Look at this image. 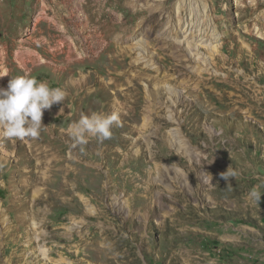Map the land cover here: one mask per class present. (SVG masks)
<instances>
[{"label": "rangeland", "instance_id": "obj_1", "mask_svg": "<svg viewBox=\"0 0 264 264\" xmlns=\"http://www.w3.org/2000/svg\"><path fill=\"white\" fill-rule=\"evenodd\" d=\"M196 1L218 34L199 59L175 36L174 0H0V87L26 75L15 54L27 48L45 59L28 76L67 92L38 138L0 134V264H264V195L248 197L264 192L258 0ZM81 111L120 126L73 147ZM229 166L239 175L225 181Z\"/></svg>", "mask_w": 264, "mask_h": 264}, {"label": "clouds", "instance_id": "obj_2", "mask_svg": "<svg viewBox=\"0 0 264 264\" xmlns=\"http://www.w3.org/2000/svg\"><path fill=\"white\" fill-rule=\"evenodd\" d=\"M67 92L61 87H51L47 82L35 77L20 75L11 77L7 87H0V134L8 139H36L46 126L42 123L44 110L64 102ZM63 108L60 109V113ZM120 115L92 112L82 114L78 121L68 128L74 141L73 147L88 143V137H96L100 142L111 139L112 128L120 126ZM220 178L229 181L239 173L231 166L221 172ZM264 192L261 186H254L248 197L259 205Z\"/></svg>", "mask_w": 264, "mask_h": 264}, {"label": "bare ground", "instance_id": "obj_3", "mask_svg": "<svg viewBox=\"0 0 264 264\" xmlns=\"http://www.w3.org/2000/svg\"><path fill=\"white\" fill-rule=\"evenodd\" d=\"M261 4H262L263 8L258 10V7ZM183 10L186 11V13H185L186 14V17L182 14L183 13ZM173 12L175 13V14L172 13V16L175 17V19H174L175 20L174 21V24L176 25V31H175L176 34H175V36L176 37L178 36L180 38L179 39V43L180 42H182V44L185 43L186 48L190 52L191 56L193 55V57H196V59H199V56L200 55H199V50H198V42H200L201 44H205V45L209 46L210 45V42H211L210 40H212L213 37L214 38L215 37L216 38L218 37V34L215 31L214 25H212L209 22V15H208V12H207V5L203 1L202 2H199L198 1L197 2L196 0H174V3H173ZM253 13H256V15H255L256 16V21H257V23L259 25V26H257V27L254 28L255 29V32H256L257 36H259V37H261V38L264 39V0H258L257 5L253 8ZM168 22H169V20H168ZM165 30H166L165 33H167L169 35L171 33L173 34V32H171V31H173L172 27L171 28H167L166 27ZM205 30H208L210 32V39L207 38V37H204V35L202 34V32H204ZM143 36H144L143 35V32L141 31V32H139V34H137V36H133L132 37V40H135V42L139 43L141 46H144ZM63 43H64L63 40H60L58 42V44H54V45L52 44L53 46H50L51 47L50 49H53L54 50V48H56L57 46H59L57 48V50L58 51H62V49H63L62 48ZM215 47L216 46L212 47L213 48V51H217V48H215ZM244 47L245 46H242V49L241 50H243L245 52L247 50ZM250 51H252V49H250L248 52H250ZM50 52H51V50H50ZM71 54H72V52H71ZM71 54H69L68 57L66 59H64V62L65 63L71 57H73V56H71ZM15 56H16V59L18 60L19 65L22 68L27 69L26 75H29L31 73V69L28 68V64H31L32 65L35 62H40L41 63V62L45 61V59H44L43 56H41L40 54L38 55L37 53L31 52L30 50H27V48L21 50L18 53H16ZM77 57H82V56H77ZM200 58L202 60H205V57L204 56H202ZM51 59H52L53 62H57L56 59H55V56L53 58H51ZM143 59L145 60V63L147 65H152L153 64V61H152L151 57L150 56H147V54L145 55L143 53ZM112 60L113 59H111L110 63H112ZM196 62H197L198 65H200L201 67H203V69H205V66H202L199 63L198 60H196ZM0 69H1V67H0ZM172 92L174 93L175 91L172 90ZM262 92H264V90H262L259 87L258 90H257V93H262ZM88 94H90V93H85L84 96L80 98V100L83 102ZM90 101L87 102L88 105H90L91 107H94V105ZM83 112L84 111L76 112L74 116L78 118L80 115L84 114ZM69 157H71V156H69ZM69 157L68 158L63 157V159L66 160L64 162V165H63L64 166V169H65V175H66V177H68L69 175H71V176H74V177L77 178V176H79L80 172L74 166H71L70 167V164L73 163V161ZM93 171H96V170H93ZM63 173H64V171H63ZM170 173H171V171H170ZM48 190H50L48 187L45 188V191H47V194L49 193ZM58 190H60V192H66L67 191V187H65V185L63 184L62 181L59 182V188H58ZM149 191H150V188L148 189V192ZM43 201L44 200H41V202H43ZM1 212H2V210L0 211V213ZM5 214H7V213H5ZM1 220H2V222H5L4 219H1ZM42 225H43V222H35V221H33L32 224H30V226H31V228L33 230H36V228L41 227ZM88 234L90 236L93 235L92 232H88ZM106 234L108 236V233H106ZM34 237L35 236H33V238ZM85 237H87V236L85 235ZM104 240H107V238L105 237ZM42 251H43V254H45V249L44 248L42 249ZM32 264H35V263L32 262Z\"/></svg>", "mask_w": 264, "mask_h": 264}]
</instances>
